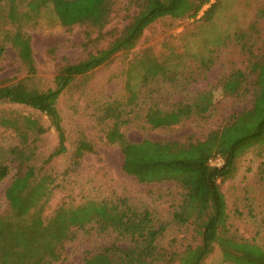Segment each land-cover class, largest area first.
Masks as SVG:
<instances>
[{"label":"rangeland","instance_id":"obj_1","mask_svg":"<svg viewBox=\"0 0 264 264\" xmlns=\"http://www.w3.org/2000/svg\"><path fill=\"white\" fill-rule=\"evenodd\" d=\"M136 12L135 8L127 9L126 0H119L110 23L99 32L79 24L66 29L50 6L43 9L36 21L23 27L31 36L34 71L21 60L15 41L7 42L0 54V86L24 79L28 87H52L63 65L77 63L107 47ZM5 27L11 33L17 30L9 23ZM2 28L0 22L1 38ZM263 58L264 0H210L195 17L158 19L144 30L135 47L78 77L60 95L57 109L68 149L50 162L46 160L59 144V133L51 120L29 106L0 102V160L10 166L9 174L0 181V216L8 213L6 189L17 171L9 161V150L26 146L37 167L50 178L53 193L45 206V219L51 218L61 204L125 199L168 221L170 225L159 243L165 250L182 254L187 245L199 243L200 236L193 222L181 224L174 219L182 203L181 186L173 181L141 183L127 174L122 168L121 148L109 143L107 131L114 126V115L121 111L128 122L119 129L131 142L205 141L233 116L253 108V90L229 96L220 81L241 70L248 79L243 86L249 85L253 79L248 75L251 64ZM150 60L164 64L166 72L151 76L147 71ZM207 90H212L213 107L206 118L194 116L166 129H152L145 122L150 107L173 108L193 102L196 94ZM107 106L110 114L105 111ZM27 117L44 128L41 134L36 126H29ZM24 132L26 143L21 138ZM81 136L93 144L94 151L76 162L73 152ZM235 165L230 178L218 181L226 202L227 233L240 239L256 238L264 245V148L247 149ZM73 229V239L65 243L55 264H85L89 255L111 254L129 245L127 238L96 221L86 229ZM175 264L184 263L179 259ZM200 264L229 263L216 246Z\"/></svg>","mask_w":264,"mask_h":264},{"label":"trees","instance_id":"obj_2","mask_svg":"<svg viewBox=\"0 0 264 264\" xmlns=\"http://www.w3.org/2000/svg\"><path fill=\"white\" fill-rule=\"evenodd\" d=\"M118 1L0 0V22L4 32L0 37V54L7 42L15 41L21 60L33 72L31 36L23 31L26 23L36 21L42 10L50 6L62 27L70 29L79 24L102 32L110 23ZM209 1L126 0L127 9L135 8L137 12L107 47L89 53L77 63L63 65L54 77V85L47 89L28 87L24 79L1 85L0 102L29 106L51 120L59 133V144L47 158L50 162L68 149L57 109L64 90L78 77L135 47L153 22L164 17H195ZM8 23L17 27L14 33L5 27ZM165 68L164 64L150 60L147 71L154 76L164 74ZM248 75L253 79L246 86L243 84L248 81L247 74L241 70L225 76L220 84L229 96L253 90V108L233 116L221 131L211 132L205 141L183 144L173 139H144L131 142L119 129L128 122L121 111L114 115V126L106 134L109 143L121 148L122 168L127 174L141 183L173 181L181 186L182 203L174 219L181 224L193 222L200 236L199 243L187 245L182 254L165 250L159 241L170 223L157 218L151 209H139L120 198L61 204L51 218L45 219V206L53 193L50 178L37 167L31 151L24 146L9 150L12 157L9 161L15 164L17 171L6 189L8 213L0 216V264H55L61 259L65 243L73 239V228L86 229L92 221L127 238L129 245L111 254L89 255L85 264H175L179 259L184 264H200L216 246L221 248L229 264H264V245L256 238L240 239L227 233L226 202L218 182L233 175L236 159L247 149L264 148V58L251 64ZM212 107V90H207L196 94L193 102H182L173 108L150 107L145 122L152 129H166L194 116L206 118ZM105 111L110 114V107ZM26 121L29 126L37 127L38 134L43 132L44 128L35 120L27 117ZM26 135L27 132L21 134L23 143H26ZM93 151V144L81 136L73 156L78 162L84 154ZM217 156L223 159L222 166L211 165L210 160ZM9 172V164L0 160V181Z\"/></svg>","mask_w":264,"mask_h":264},{"label":"built area","instance_id":"obj_3","mask_svg":"<svg viewBox=\"0 0 264 264\" xmlns=\"http://www.w3.org/2000/svg\"><path fill=\"white\" fill-rule=\"evenodd\" d=\"M210 162H211V165H213V166H222L223 165V163H224V161H223V159L220 157V156H217V157H215V158H212L211 160H210Z\"/></svg>","mask_w":264,"mask_h":264}]
</instances>
